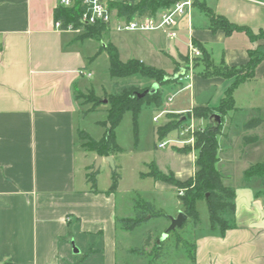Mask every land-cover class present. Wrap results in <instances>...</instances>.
<instances>
[{"label": "crops", "instance_id": "0c3cea01", "mask_svg": "<svg viewBox=\"0 0 264 264\" xmlns=\"http://www.w3.org/2000/svg\"><path fill=\"white\" fill-rule=\"evenodd\" d=\"M256 1L264 3L246 0L229 7L218 4L212 9L206 1L201 2L229 21L257 30L264 23L250 21L260 13ZM201 2L193 0V5ZM57 7V0H0V264H264V194L256 195L264 187L255 179L241 181L242 171L254 163L250 154L256 146L248 154L244 149L256 142L242 144V151L237 148L230 156L229 149L219 148L222 155L218 154L215 166L223 175V183L235 193L233 225L229 229L221 233L211 229L209 221L198 229V222L191 241L195 245L193 260L178 251L162 250L155 258L146 247L141 252L134 249L139 248L131 243L134 229L125 230L116 221L132 217L133 205L129 215L130 211L118 203L116 191L110 185L98 189L86 181L85 175L97 154L93 152L89 157L78 138L79 130L89 132L77 121L79 99L74 91L88 89L82 80L92 76L87 70L91 55L84 50L82 30L54 28ZM189 14L178 22L177 37L173 39L176 42L167 45L166 55L173 60L171 71L176 64H186L181 58L188 53L190 41L199 44L200 47L195 45L201 51L199 57L204 50L210 59L206 43L225 44L220 62L234 66L245 64L247 50L259 45L240 31L225 35L221 30L211 31L208 24L206 28H194ZM183 40L185 51L178 48ZM200 62L173 82L179 92L190 90V104L185 106L176 101L167 109L169 112L190 110L193 106L215 110L218 106L232 81L228 84V78L202 77L203 67L198 70ZM203 94L208 95L198 102L196 98ZM172 131L164 136L173 141L168 144L171 151L152 162L162 173L171 172L184 180L195 171L196 151L193 148L189 152L177 151L175 148L189 144L175 142L176 133L169 135ZM111 156L114 160V154ZM222 162L227 165L235 162L237 168L233 172L223 166L218 168ZM153 181L158 194L171 189L177 197L172 185ZM178 210L182 211L179 199L171 216ZM146 221L150 222V218ZM148 228L145 232L152 235L153 230L159 232L157 235L165 230L157 225Z\"/></svg>", "mask_w": 264, "mask_h": 264}, {"label": "rangeland", "instance_id": "374dc122", "mask_svg": "<svg viewBox=\"0 0 264 264\" xmlns=\"http://www.w3.org/2000/svg\"><path fill=\"white\" fill-rule=\"evenodd\" d=\"M198 1L201 2L203 0ZM204 1H206L207 5L212 9H215L218 4L221 7H229L232 3L236 4L238 2H246V0ZM255 4H257L260 8V13H258V16L255 17V19L250 21L253 23H264V3L256 1ZM189 15L191 18V24L194 28H206L208 18L199 5H193ZM262 27L264 30V26ZM78 34L79 32L74 33V35ZM83 42L84 50L90 51L91 60L87 63V70L91 71L92 76L91 78H83L82 80L83 84L86 85L88 89L82 90L79 93L77 121L81 126L86 128L94 138H98L102 137L105 131V126L102 122L106 119V110L108 109L107 100L110 93L116 92L119 86L134 85L139 88H146L150 87L152 83H156L155 80L141 73L111 77L108 72V56L105 46L109 43L113 44L117 50L118 58L121 61H126L131 58L141 59L143 61L141 64L144 66L152 64L155 68H163L166 71H170L169 73L164 71L166 73L165 75L169 76L174 74V69L171 71L173 65L172 58L166 55L167 45H171L176 42V40H169L161 31H117L114 29L113 25H111L96 37L83 36ZM258 42L259 45H257V47L264 46V40L259 39ZM192 44L196 45L194 42H192ZM224 45L225 44L217 41L206 43V47L211 53L213 64L217 65L220 63V60L223 57L222 52ZM178 48L181 51H185L186 41L183 40L180 42ZM160 49L163 51H160ZM181 60L187 65H179L178 68H184L186 74L188 69H192V67H194L199 60H201V57H191L188 52L181 58ZM202 67V62H200L198 70L202 69ZM263 74L264 60H261L254 69L253 78L237 84L232 90L231 95L236 109L229 111L223 116V124L219 133H217L219 148L229 149L227 152L229 153V156L234 155L237 148H239V152L242 151L243 145L241 138L244 134V130L242 128L243 124L248 119L258 115L264 118ZM231 81H233V78H228V84ZM90 88H93L94 90H89ZM159 88L161 90L162 105L160 107H156L153 103L148 104L144 101L140 110L137 112L135 122L136 125H134L131 111L126 110L122 114L120 121L114 127L115 142L120 147V151L114 153L116 168L113 169L108 162L104 161L102 165L98 167L96 176L95 187L98 189H106L111 184L112 172L114 170L117 172L119 175L118 184L115 189L117 201L124 210L130 211L129 215H132V205L134 204V201L138 199L151 201L152 204L158 205L156 208L163 209V215L151 217L150 222L144 221L132 231L131 243L139 248L143 245L141 242L142 239L144 240L147 235V232H145L146 227H149L148 229H152V225L165 228L167 227L169 224L168 220L171 217V213H174L173 209L176 205V201L178 200L171 189H166L162 191L161 194H158L157 191L153 189V179L148 177L146 174L151 170V166L149 164L152 161H158L162 153L171 151L170 145H167L165 148H158L156 146L160 140L168 139L165 137L161 138L157 135V127L180 116V120H183L181 124H193V127L196 129L204 128L205 126L201 127L200 124H206V119H195L191 109L183 110L177 113H172L167 110L171 104L176 101H180L183 105L188 106L190 104L189 89L179 92L177 90L178 88L174 86L173 81L163 83ZM168 95H172L171 102H167ZM205 95L208 94H203L201 97L196 98V100L198 102H202L207 97ZM166 102L169 104L168 106L164 105ZM160 109H165L167 112L163 113L157 121H153L152 117L155 116ZM170 113L172 115H169ZM186 116H188L187 119H185ZM135 126L136 133L134 132ZM175 133L176 131H172L169 135L174 136ZM256 133L261 136L263 133L262 128H258ZM253 146H256V148L254 153L250 154L251 161H260L263 157V140L260 139L250 147H246L247 149H244V153L248 154L249 150ZM84 149L89 152V157H92L93 152L96 153L94 150L87 147H84ZM221 153L222 152L219 150L218 154ZM95 158L96 156L92 160L94 161ZM236 164L237 163L234 162L232 164L228 163L227 165L222 162L217 165V167L220 168L223 166L233 172L237 168L235 166ZM89 171L91 172L95 170L94 168H91ZM196 207L199 213V225L197 228L200 229L208 222L207 205L204 200H201L197 202ZM176 214L177 212L175 215ZM175 230L180 237L191 242L192 235L196 229L193 227L190 219H187L181 227H177ZM143 231L144 234L142 235L141 233ZM157 232L158 231L153 230L152 233L154 236L151 235L152 240L155 236H158L156 243L157 240L161 238L162 234L161 232L157 235ZM165 243L166 247L165 245L163 246V252L178 251L180 253H186V249L182 245H179L178 248L174 247L172 236L168 237L167 235ZM151 245L152 242L146 246V250L149 251L152 247Z\"/></svg>", "mask_w": 264, "mask_h": 264}, {"label": "trees", "instance_id": "16d2710c", "mask_svg": "<svg viewBox=\"0 0 264 264\" xmlns=\"http://www.w3.org/2000/svg\"><path fill=\"white\" fill-rule=\"evenodd\" d=\"M175 0H135L132 3H112L116 8L118 16H125L127 19L132 18L134 15H152L157 10L170 6ZM200 8L204 11L208 18V28L211 31L221 30L225 35H230L234 31L245 33L251 42H256L259 39L264 40V30L258 28L253 30L247 25H241L229 21L225 16L215 13L210 7L206 6L203 2L199 4ZM82 10L80 1L71 7L58 6L54 9V19L60 20L63 25L72 23L74 29H81V36L96 37L100 35L106 26L101 24L84 25L80 22L79 16ZM197 46L196 42H194ZM200 47V46H199ZM109 68L108 72L111 77L126 76L134 73H141L149 76L160 87L161 84L176 81V79H165L166 73L162 69L151 66H144L138 59L131 58L126 61H121L118 58V53L115 46L111 43L105 46ZM248 59L245 64L240 66L227 65L223 61L219 64H213L206 51L203 50L201 62L203 70L200 72L202 77L220 76L223 78H233L232 83L226 89L224 96L221 98L218 106L210 108L208 106H193L191 108L194 118L206 119L208 114L216 111L221 115L222 123L223 116L229 111L235 110L234 100L231 95L233 88L254 75L256 65L264 60V46H256L254 49L247 50ZM196 65V64H195ZM179 65H175L174 72L177 71ZM173 74L169 75L172 76ZM264 75V74H263ZM157 87L153 94H146L142 97H137L136 94L142 92L146 88H139L134 85L119 86L117 91L110 93L108 96L106 110V119L102 122L105 126V131L102 137L94 139L84 130L78 131V137L83 141V147L94 150L97 155L109 156L115 152L120 151V147L115 142L114 127L120 121L122 114L128 110L132 112L134 125L136 122L137 112L140 110L142 103H153L156 107L162 105L161 90ZM75 98L79 99L80 91L75 89ZM169 115H172L171 113ZM181 117V116H180ZM180 117H176L163 125L157 127L156 133L159 137L166 136L170 131L175 130L183 122ZM186 116L185 119H187ZM222 123L218 126L216 131H210L206 124L204 128L196 129L194 131V143L184 146L182 148H175L177 151L189 152L193 148L196 151L194 160L195 171L194 173L184 180L177 179L171 172L162 173L159 171L153 162L149 165L151 170L147 173L152 176L154 180H161L174 187L176 195L181 203L182 211L187 215L183 224L190 219L193 227L199 222V215L196 208L198 200L203 199L207 205L209 227L211 229H218L224 233L233 225V215L235 212L234 203V189L223 183V175L215 164L218 160L219 144L217 140V133H219ZM244 134L242 135V144H250L262 139L264 142V118L260 115L248 119L242 126ZM262 128L263 134L259 136L256 132H251L253 129ZM136 133V126L134 127ZM249 132V133H248ZM93 168V165L91 166ZM116 168V166H115ZM98 169L86 173V181L91 184L92 188L96 185V176ZM119 175L114 170L111 174L110 189L115 190L118 184ZM252 179L258 180L262 187H264V149L263 157L260 161L249 164L243 171L241 176L242 182H247ZM181 191V194L178 192ZM258 194H264V189ZM134 215L132 217L117 218V223L121 228L131 231L141 223L146 221L147 217H158L164 214L163 210L156 208L148 201L141 199L135 200L133 204ZM182 224V225H183ZM151 232H147L141 248H134L141 252L148 244L152 242L150 249L155 258L160 256V252L165 244V239L156 243L158 236L152 240ZM172 236L174 245H182L186 249L187 255L191 260L194 259L195 245L182 237H180L176 230L170 231L168 237Z\"/></svg>", "mask_w": 264, "mask_h": 264}, {"label": "built area", "instance_id": "2783aa9c", "mask_svg": "<svg viewBox=\"0 0 264 264\" xmlns=\"http://www.w3.org/2000/svg\"><path fill=\"white\" fill-rule=\"evenodd\" d=\"M77 0H57L58 6L71 7ZM82 6L79 20L84 25H96L101 24L109 28L113 25L117 31H136V32H148L159 30L162 31L166 38L173 40L177 37V25L180 18L189 14L193 0H175L170 6L157 10L152 15H134L132 18L127 19L125 16H118L117 10L112 6V3H132L135 0H79ZM54 28L57 30H72L74 29L72 23L63 25L60 20L54 21ZM81 30V29H75ZM188 52L191 57H197L201 55V51L198 47L188 43ZM80 73L90 76L84 70H80ZM172 100V95L167 97V102ZM167 102L165 104H167ZM165 109L153 116L152 120L157 121L159 117L166 113ZM193 124H181L176 129L177 143L189 144L193 146L194 143V131ZM171 139L160 141L157 143L158 148H165L171 143ZM181 194V191L178 192Z\"/></svg>", "mask_w": 264, "mask_h": 264}, {"label": "water", "instance_id": "95a60500", "mask_svg": "<svg viewBox=\"0 0 264 264\" xmlns=\"http://www.w3.org/2000/svg\"><path fill=\"white\" fill-rule=\"evenodd\" d=\"M184 74H185V69L179 68L177 71L174 72V74L172 76H166L165 79H176V78H179L180 76H182ZM157 87H158V84L153 83L150 87L146 88L145 90H143L140 93H137L136 96L142 97L146 94H153L156 91ZM206 122L208 125V129L210 131H216L218 126L222 123L221 115L217 112H211L208 114V116L206 118ZM102 160L107 161L113 169L115 168L114 160H113V157L111 155H109V156L96 155V158H95L94 163H93L94 170L98 169ZM186 218H187V215L183 211H178L175 216H171L169 218L168 226L165 228L164 232L161 234V238H159L157 240V243H159V241L163 240L168 235V233L170 231L175 230L177 227H181L183 222L186 220ZM75 251H77V250H75Z\"/></svg>", "mask_w": 264, "mask_h": 264}]
</instances>
